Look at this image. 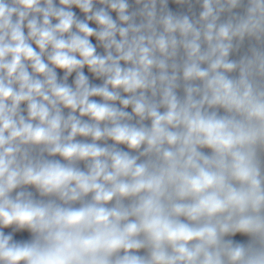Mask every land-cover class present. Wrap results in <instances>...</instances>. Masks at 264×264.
<instances>
[{"label": "clouds", "instance_id": "obj_1", "mask_svg": "<svg viewBox=\"0 0 264 264\" xmlns=\"http://www.w3.org/2000/svg\"><path fill=\"white\" fill-rule=\"evenodd\" d=\"M0 264H264V0H0Z\"/></svg>", "mask_w": 264, "mask_h": 264}]
</instances>
